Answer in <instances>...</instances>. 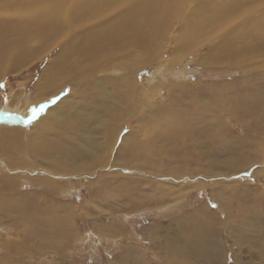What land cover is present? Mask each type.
Instances as JSON below:
<instances>
[{
  "label": "rangeland",
  "instance_id": "374dc122",
  "mask_svg": "<svg viewBox=\"0 0 264 264\" xmlns=\"http://www.w3.org/2000/svg\"><path fill=\"white\" fill-rule=\"evenodd\" d=\"M186 2L182 13L158 24L161 36L150 59L139 56L131 68L116 55L97 73L112 83L122 76L132 81L127 99L107 96L110 109L128 106L110 147L102 145L108 134L80 132L95 108L84 94L73 105L70 99L60 104L78 112L61 124L55 105L77 94L75 81L59 80L52 96L35 94L44 69L75 37L70 44L69 34L54 38L18 74H3L0 264H264V61L255 67L203 62L218 44L208 29L186 40L192 48L173 58L175 40L194 16L196 0ZM119 8L114 15L124 12ZM255 12L252 21L260 19ZM15 13H0V26L22 20ZM57 96L39 116L47 118L43 127L39 118L27 126L9 119ZM11 131L18 138H10ZM46 138L53 161L41 149ZM64 145L87 154L70 155V161L101 164L107 151L109 161L56 170Z\"/></svg>",
  "mask_w": 264,
  "mask_h": 264
},
{
  "label": "bare ground",
  "instance_id": "6f19581e",
  "mask_svg": "<svg viewBox=\"0 0 264 264\" xmlns=\"http://www.w3.org/2000/svg\"><path fill=\"white\" fill-rule=\"evenodd\" d=\"M0 1L3 3V6H0V13H4L3 15L16 14L15 12L23 14L22 20L19 21L13 17L7 25L0 26V79L5 73L18 74L30 61L50 48L47 45L54 38L57 39L63 34H69L68 43L70 44L71 39L75 37L74 41L63 48L44 69L37 81L35 94L39 97L52 96L58 91L54 85L60 84L59 80L72 79L75 81L78 86L77 94L70 93L55 105L59 106L57 109L60 111L58 114L61 117V124L67 118H71L72 114L77 115L78 112L74 109L66 112V110H63L64 106L60 104H64L70 99L71 105H73L84 94L92 99L91 105L95 108L91 107L88 110V119L84 120L80 132H84L83 134L89 136L100 135V133L108 134V137L102 143L105 148L110 147V142L116 136L113 132L116 128L119 129L118 124L125 117L128 109L126 105H123L120 110L116 106H114L115 110L110 109L107 96L118 95L119 98L127 99L125 95L131 92L133 88L130 85L132 81H130L131 83L128 82L129 79L127 78V80L124 76L119 77V83H112L109 79L106 80L102 76L98 77L97 73L102 69L101 67L107 65L109 59L114 58L116 55L120 57V62L126 63L131 68H134V65L138 63L139 56L142 57L141 60L150 59L161 36V26L158 24L163 23L173 13L179 12L181 9L185 10L187 4V0ZM195 3L194 16L191 15L187 27L185 30L182 29L180 36L175 40L177 46L174 47L173 58L177 54L185 52L186 48H192L191 43L185 42L186 40L196 38L195 34H202L208 29L209 31L206 34H213V37L217 35L218 44L212 52L204 56L203 62L208 59L215 64L232 62L237 65L243 64L248 67L249 65L255 67L264 61V0H234L232 3L230 2L231 4L225 5L214 0H196ZM119 7H122L124 12L118 13V15L115 13V16L114 11ZM255 10H260L261 16L259 20L252 21L250 14L253 11L255 14ZM180 13H182V10ZM108 18L110 19L107 20ZM30 39H35L38 42L36 46H29L28 41ZM195 46H197V43ZM135 51H139V53L136 54ZM213 53L217 55L211 57ZM76 109L82 110V108ZM54 110H56L55 107ZM85 112L86 108H83V113L85 114ZM46 120L47 118H39L37 125L43 127L44 125L41 124ZM10 133H7L10 138H18L15 136L17 132L11 131ZM112 134L114 137L109 140ZM87 135L84 136L87 137ZM46 140L48 143H45L46 145L41 149L44 150V154H42L47 157L50 155L47 153L49 149L47 147L51 140L49 141V138H46ZM76 143L78 144V142ZM52 144L54 145V143ZM63 147V150L58 149L59 151H57L60 160L58 159V162L53 163L54 168L62 172L79 171L88 167L92 169V166L96 164L101 166V164L105 165L104 163L109 161H107L108 151L105 152L107 157L101 154V164L94 163L95 161L80 163L75 161L76 159L73 161L72 158V161H70L68 160L70 155L80 156L83 153L76 150L77 147L75 146L72 148L71 145H64ZM47 159L45 160L47 161ZM49 159H52L51 156ZM53 164L51 162L49 166H53ZM173 171L176 173L182 172L179 168H174Z\"/></svg>",
  "mask_w": 264,
  "mask_h": 264
},
{
  "label": "snow or ice",
  "instance_id": "6c2138e0",
  "mask_svg": "<svg viewBox=\"0 0 264 264\" xmlns=\"http://www.w3.org/2000/svg\"><path fill=\"white\" fill-rule=\"evenodd\" d=\"M5 85L0 83V89H4ZM5 102L8 101V98L5 96L2 98ZM59 99V97H53L48 103L45 104H40L38 106H32L28 109L27 111V115L26 117H16V116H12L9 117V119L13 120V121H20L23 122L26 126L27 125H31L35 120H37L40 116V114L47 109L48 104L51 103H55L57 100ZM213 207H215V205H212Z\"/></svg>",
  "mask_w": 264,
  "mask_h": 264
}]
</instances>
